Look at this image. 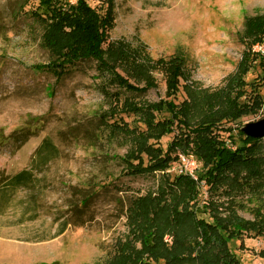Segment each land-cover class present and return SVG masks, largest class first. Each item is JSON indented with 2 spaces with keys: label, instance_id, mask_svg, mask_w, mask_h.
Returning <instances> with one entry per match:
<instances>
[{
  "label": "rangeland",
  "instance_id": "rangeland-1",
  "mask_svg": "<svg viewBox=\"0 0 264 264\" xmlns=\"http://www.w3.org/2000/svg\"><path fill=\"white\" fill-rule=\"evenodd\" d=\"M87 2L103 11V0ZM114 3V28L104 49L126 42L152 62L181 57L191 81L209 92L225 88L242 71L248 50L242 40L246 21L264 15V0ZM37 7L34 0H0V180L24 170L32 171L35 179L30 188L0 191V264H103L113 257L119 241L130 237L126 209L131 197L155 191L160 174L126 176L119 158L130 145L111 136L102 123L110 105L94 62L72 67L59 81L33 69L50 59L42 44L44 28L31 16ZM252 50L263 54L264 45ZM119 72L125 75L122 68ZM153 75L156 86L141 97L157 103L167 99V80L159 69ZM241 78L246 101L259 95L264 102V69L257 66ZM185 98L181 87L176 103ZM120 118L131 127L138 124L137 117L124 113L108 121ZM263 119L264 106L257 114L223 121L221 135L227 139L232 134L229 143L234 145L241 139L240 130ZM23 130L30 134L25 142L20 138ZM173 138L164 137L159 146L167 150ZM47 142L57 150L48 154L51 159L45 164L40 157L42 150L45 155L49 151ZM259 146L264 158V138ZM182 157L167 171L170 176L179 175ZM203 191L206 200L207 187ZM260 191L235 195L239 219L253 222L257 208L264 214V188ZM172 241L165 237L169 245ZM231 250L243 264H264L262 237L234 241Z\"/></svg>",
  "mask_w": 264,
  "mask_h": 264
},
{
  "label": "trees",
  "instance_id": "trees-1",
  "mask_svg": "<svg viewBox=\"0 0 264 264\" xmlns=\"http://www.w3.org/2000/svg\"><path fill=\"white\" fill-rule=\"evenodd\" d=\"M34 1L38 7L31 16L44 28L42 44L50 59L33 69L51 73L59 81L72 67L94 62L104 80L101 92L110 105L101 122L111 136L130 145L127 154L119 158L126 176L160 174L155 191L131 197L126 209L130 237L119 241L113 257L103 264H243L232 252L231 243L245 237L264 238V214L257 208L253 222L239 219L235 214L239 204L234 201L239 192L259 194L264 188L261 139L250 138L240 130L241 139L230 145L232 134L223 138L221 128L223 121L257 114L264 106L259 95L246 101L247 86L241 78L257 66L264 69V53L252 50L264 45V15L246 21L242 40L248 50L240 63L242 71L225 88L209 92L200 91L191 81L181 57L152 62L126 42L104 49L114 28V0H103L102 12L87 0ZM120 68L125 75L120 74ZM158 69L166 76L167 99L143 101L141 96L156 86L153 74ZM181 87L186 98L177 104ZM119 113L137 117L138 124L131 127L122 118L110 124L108 120ZM169 135L174 138L164 150L159 144ZM29 136L27 130L20 133L23 142ZM47 143L49 151L45 155L42 150L40 157L45 164L51 159L48 154L57 150ZM180 154L200 165L195 178L167 173ZM34 183L33 172L24 170L1 179L0 191L30 188ZM228 211V217L220 216ZM166 236L172 237L171 245L165 242Z\"/></svg>",
  "mask_w": 264,
  "mask_h": 264
},
{
  "label": "water",
  "instance_id": "water-1",
  "mask_svg": "<svg viewBox=\"0 0 264 264\" xmlns=\"http://www.w3.org/2000/svg\"><path fill=\"white\" fill-rule=\"evenodd\" d=\"M245 135L253 139L264 138V119L260 122L248 125L242 130Z\"/></svg>",
  "mask_w": 264,
  "mask_h": 264
},
{
  "label": "built area",
  "instance_id": "built-area-1",
  "mask_svg": "<svg viewBox=\"0 0 264 264\" xmlns=\"http://www.w3.org/2000/svg\"><path fill=\"white\" fill-rule=\"evenodd\" d=\"M71 3H75L76 0H69ZM181 163H182V167L181 169L178 171L179 175L181 174H189L191 176H193L195 178V174H196V170L198 169L197 163L195 162V160L190 159V158H186V157H182L181 158Z\"/></svg>",
  "mask_w": 264,
  "mask_h": 264
}]
</instances>
